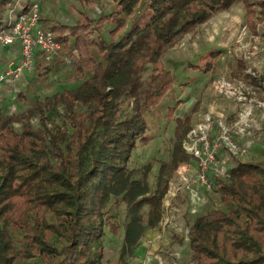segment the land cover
<instances>
[{
	"label": "trees",
	"instance_id": "obj_1",
	"mask_svg": "<svg viewBox=\"0 0 264 264\" xmlns=\"http://www.w3.org/2000/svg\"><path fill=\"white\" fill-rule=\"evenodd\" d=\"M109 1L103 12L101 0H82L87 9L72 25L40 18L70 60L67 80L81 81L76 89L35 99L20 114L0 109V264H103L107 236H121L113 264H130L147 231L162 221L171 178L191 161L182 147L188 114L174 119L166 161L130 167L137 144L148 140L146 115L175 84L163 58L237 3L252 33L264 24V0ZM16 2L0 0V31ZM34 3L22 0L15 18ZM94 6L100 13L89 18ZM219 55L201 58L205 72ZM61 63L36 54L29 82L45 83ZM215 191L218 207L188 227L186 264H264V162L230 168Z\"/></svg>",
	"mask_w": 264,
	"mask_h": 264
},
{
	"label": "rangeland",
	"instance_id": "obj_2",
	"mask_svg": "<svg viewBox=\"0 0 264 264\" xmlns=\"http://www.w3.org/2000/svg\"><path fill=\"white\" fill-rule=\"evenodd\" d=\"M39 1L41 19L47 18L65 25L74 24L79 18L78 12L87 9L83 7L82 0ZM260 1L249 0L255 4ZM21 3L22 0H18L12 9ZM100 4L103 12L109 10V0H101ZM254 9H258L256 5ZM87 12L89 18H94L100 10L94 6ZM40 25L47 27L42 22ZM263 31L264 24H257L255 33L249 30L245 8L242 3H237L229 10L218 12L197 31L185 36L163 58V66L171 72L175 84L146 115L148 140L137 144L130 167L138 168L156 160L166 161L171 148L174 119L188 114L191 115V128L182 147L184 143H190L191 139L196 140L198 145L199 134L196 129L204 119L209 118L213 128L208 134V141L216 164L206 172L205 178L211 184L210 189L197 181L199 171L193 160L189 161L191 167L187 169L182 168L185 165H180L181 168L169 182L161 223L158 228L147 231L130 264H186L190 257L189 225L196 217L218 207L216 180L226 178L222 174L237 164L264 162ZM59 45V52L48 63L56 60L63 63L56 64L57 71L45 83L38 87L31 85L28 74L14 83L0 85V95L3 89L7 90L0 96V108L4 114L23 113L35 99L42 100L66 88L76 89L79 86L80 80H67L71 64ZM211 51L219 52L220 55L213 60L211 70L205 72L207 67H203V62L207 59L201 61V58L207 57ZM15 61H9L8 65ZM8 65L0 73L6 71ZM150 69L148 66L144 78ZM20 93L27 97L24 103L18 100L17 95ZM171 107L174 110L171 112L172 117H169ZM15 128L18 130L19 126L15 125ZM220 129L227 130L225 140L220 138ZM231 144L234 147L230 150ZM156 169L157 166L153 174ZM120 244L121 236H107L103 264H113Z\"/></svg>",
	"mask_w": 264,
	"mask_h": 264
},
{
	"label": "built area",
	"instance_id": "obj_3",
	"mask_svg": "<svg viewBox=\"0 0 264 264\" xmlns=\"http://www.w3.org/2000/svg\"><path fill=\"white\" fill-rule=\"evenodd\" d=\"M8 15V28L6 31H0V47L18 44L19 58L14 63H11L6 71L0 73V85L4 83H14L19 79H24L34 66V57L36 54H41L44 57V60L48 62L52 59L53 55H57V52H59L60 49L59 43L54 40L53 32L49 28H43L40 25L39 2L34 3L27 13L21 14L16 18L14 16V10L12 9L9 10ZM212 128L213 124L210 119H204L203 123L196 129L199 136L197 137L194 133L198 139V145L200 144V147H198V145L196 146L197 142L194 139H191L190 143H184L183 147L198 168L199 175L197 181L206 189L211 188V184L205 178L206 172L213 169L216 164L213 150L210 148L208 141V134ZM221 130L222 129H220V138L225 140V137H227V130ZM232 146L233 145L231 144L230 150L232 149ZM235 155H237V153ZM183 165L185 166H182V168L187 169L191 167L190 162ZM180 168L181 167L179 166L177 171ZM222 176L227 177L228 172L222 174Z\"/></svg>",
	"mask_w": 264,
	"mask_h": 264
},
{
	"label": "crops",
	"instance_id": "obj_4",
	"mask_svg": "<svg viewBox=\"0 0 264 264\" xmlns=\"http://www.w3.org/2000/svg\"><path fill=\"white\" fill-rule=\"evenodd\" d=\"M38 2L41 5L39 0H38ZM46 28H48V26ZM18 58H19V46H18V44H13V45L7 46V47H1L0 48V72L6 68V65H8L9 61H12V60L17 61ZM6 91H5V89H3L1 92V95Z\"/></svg>",
	"mask_w": 264,
	"mask_h": 264
}]
</instances>
